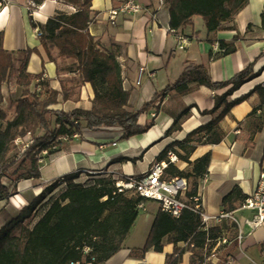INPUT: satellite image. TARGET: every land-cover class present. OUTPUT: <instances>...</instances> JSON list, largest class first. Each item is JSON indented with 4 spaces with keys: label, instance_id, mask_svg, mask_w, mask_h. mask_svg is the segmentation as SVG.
Instances as JSON below:
<instances>
[{
    "label": "crops",
    "instance_id": "obj_1",
    "mask_svg": "<svg viewBox=\"0 0 264 264\" xmlns=\"http://www.w3.org/2000/svg\"><path fill=\"white\" fill-rule=\"evenodd\" d=\"M126 1L93 0L89 32L100 40L104 48L119 52L123 87L130 93V111H138L158 92L175 82L187 63L205 65L215 82H226L252 65L255 77L237 90L230 101L247 96L257 86L264 87V0H249L233 19L224 24L223 30L212 33H208L204 20L197 16L191 24L171 32L169 7L165 0H133L140 4L141 11L119 15L113 22L110 12ZM74 9L75 6L62 0H46L40 6H34L31 0H0V32L4 33V48L11 53L37 49L39 53L31 55L27 72L42 75L58 92L62 91L61 82L66 85L68 99L64 100L60 94L58 103L51 107L55 111L91 110L94 90L91 84L81 82L77 72L68 70L74 66V60L59 57L55 47L44 49L31 17L41 28L50 18L58 14L71 15L75 13ZM179 35L189 39L184 50L178 48ZM220 41L234 44L237 50L223 56ZM22 57L17 56L18 66ZM141 69L143 73L140 75ZM139 78L141 83L138 85ZM35 84L31 90L35 89ZM230 87L221 91L197 87L184 96L176 91L170 92L159 111L151 108L140 116V126L154 122L149 131L128 140L121 139L123 133L119 128L95 132L83 130L81 135H76L49 157L47 165L40 168V179L20 181L13 197L0 200V228L10 218L17 217L23 207L37 199L61 176L81 172L78 181L85 182L100 174L117 180L145 172L170 143L184 140L191 132L209 123L213 116L204 112L211 111L216 96L223 95ZM23 91L24 88L14 82L3 85L2 108L8 120L14 117V109L8 108V102L18 100ZM185 110H188L189 116L183 119L182 130L167 135ZM218 131L223 136L219 144L197 146L187 160L179 158L175 166L179 175L188 179L187 175L193 174L196 163L210 156L208 166L202 168L204 173L198 179V193L204 211L210 216L225 212L222 201L235 189L246 196L253 192L264 171V105L261 106L259 96L249 95L233 107L219 123ZM156 149L159 151L155 152ZM205 175H208L207 182L200 185ZM63 188V184L58 185L43 203L57 196ZM239 207L233 211L236 222L224 220L221 225L210 222L209 228L228 230L231 239L226 248L212 247L208 251L205 260L211 259L210 264H226L228 258L233 259L232 264L264 263V224L250 229L245 220L251 219L253 213ZM159 210L157 202L145 201L144 209L139 211L119 252L102 264H166L167 256L174 253L175 247L184 250L180 264H191L192 252L185 242L175 245L165 238L162 252L154 249L143 251ZM239 229L244 233L242 250L237 241ZM202 249L206 250V245ZM244 259L247 261L244 262Z\"/></svg>",
    "mask_w": 264,
    "mask_h": 264
},
{
    "label": "trees",
    "instance_id": "obj_2",
    "mask_svg": "<svg viewBox=\"0 0 264 264\" xmlns=\"http://www.w3.org/2000/svg\"><path fill=\"white\" fill-rule=\"evenodd\" d=\"M34 6L46 0H31ZM76 7V12L58 14L41 27V43L45 50L49 46L59 51V57L75 61L69 71L77 72L82 83H89L94 90L91 110L75 109L71 112L55 111L58 96L68 99L66 85L61 82L62 91L51 88L42 75L27 72L29 59L37 49L11 53L4 48V33L0 32V200H9L17 193V184L22 180L40 179L41 162L59 152L63 146L83 130L90 132L108 128H119L122 140L142 135L149 131L154 122L139 125L140 116L151 108L160 106L170 92L180 96L192 93L197 87L213 91L228 89L217 95L211 111L212 120L191 132L184 140L170 143L158 156L157 161L166 158L173 151L181 160H187L197 146L219 144L223 136L218 131L219 123L231 109L243 102L249 95L257 94L264 105V87L257 86L247 96L230 101L231 96L245 83L255 77L252 65L226 82H215L205 65L187 63L180 77L158 92L151 102L138 111L128 109L130 93L123 87L122 68L117 50H107L100 40L89 32L91 5L93 0H62ZM249 0H165L169 7L170 31L191 24L194 17H201L208 33L221 31L224 24L234 18ZM264 20V17H263ZM31 23L37 24L31 17ZM223 56L234 53V44L219 42ZM120 50V47L117 46ZM23 55L17 65V56ZM60 75V69L58 70ZM14 82L24 88L22 96L8 102L14 109V117L8 120L2 108L5 83ZM36 83V84H35ZM35 84V89L30 88ZM256 112V109L253 113ZM189 116L185 110L167 132L170 135L182 130L183 119ZM53 119L54 124H53ZM26 136L29 140L25 141ZM20 139V141H18ZM27 145V147H25ZM210 156L200 159L193 174L187 175L190 189L187 200L198 193V179L204 173ZM205 171V170H204ZM172 167L169 176L179 175ZM81 172L64 177L65 185L56 181L44 189L37 199L22 208L17 217L10 218L0 228V264H71L84 263L95 258L94 264H102L115 255L135 223L139 211L137 206L143 198L119 194L113 176L98 175L97 178L79 182ZM124 179V178H123ZM64 188L57 196L43 201L58 185ZM246 195L235 189L223 201L224 211H235L246 199ZM221 233L219 228L205 231L200 215L185 210L179 218L159 210L143 251L154 249L162 252L163 240L177 245L185 242L192 252L191 264L205 261L208 251L215 247V240ZM206 245L207 251L202 249ZM89 252L86 253L85 249ZM184 250L175 247L167 256L166 264H180Z\"/></svg>",
    "mask_w": 264,
    "mask_h": 264
},
{
    "label": "built area",
    "instance_id": "obj_3",
    "mask_svg": "<svg viewBox=\"0 0 264 264\" xmlns=\"http://www.w3.org/2000/svg\"><path fill=\"white\" fill-rule=\"evenodd\" d=\"M139 3L133 0H127L119 8L110 12V17L113 22L119 15L137 14L141 11ZM76 12V9L73 10ZM36 33L40 37L42 32L39 27L36 28ZM178 48L184 50L189 42V39L183 35L178 36ZM143 73L141 69L140 75ZM140 78L138 85L140 84ZM155 116V115H154ZM20 141V139L18 140ZM27 147V145L25 146ZM180 159L176 153L170 151L162 161L153 162L150 167L143 173L137 175L118 178L116 182V190L119 194H124L129 197L143 198L145 201H154L160 205V209L173 216L179 218L185 210H191L200 215L203 228L209 230L210 222H215L221 225L224 220L236 222L234 213L222 212L219 216H210L204 211L202 199L199 193L187 200V193L191 187L189 180L186 177L176 175L169 176L168 170L175 167ZM65 176H61L53 182L59 181L65 185ZM208 175L203 176L201 184L207 182ZM52 182V183H53ZM132 194V195H130ZM144 201V202H145ZM144 202L137 206V210L144 209ZM240 210L250 211L253 213L251 219H246L245 224L252 230L264 224V171L259 176V181L256 188L251 192L246 199L240 204ZM244 233L239 229L237 241L240 249H243ZM231 244L229 231L222 229L220 235L215 240L216 249L226 248ZM88 253L89 249L86 248ZM264 256V248L262 250ZM95 258L84 263L76 264H94ZM211 259H206L201 264H210ZM233 259L228 258L226 264H232ZM75 264V263H71ZM264 264V263H262Z\"/></svg>",
    "mask_w": 264,
    "mask_h": 264
},
{
    "label": "rangeland",
    "instance_id": "obj_4",
    "mask_svg": "<svg viewBox=\"0 0 264 264\" xmlns=\"http://www.w3.org/2000/svg\"><path fill=\"white\" fill-rule=\"evenodd\" d=\"M24 140L28 141L29 140V136H26V138ZM48 161H49V158H44L42 160V162H41V167H45L47 165ZM138 165L141 166L139 163H138ZM130 195H132V194H130ZM248 255H252V253H249ZM243 261L245 262V261H247V259H244Z\"/></svg>",
    "mask_w": 264,
    "mask_h": 264
},
{
    "label": "bare ground",
    "instance_id": "obj_5",
    "mask_svg": "<svg viewBox=\"0 0 264 264\" xmlns=\"http://www.w3.org/2000/svg\"><path fill=\"white\" fill-rule=\"evenodd\" d=\"M153 138H154V136H153V137H151L150 139H153ZM149 141H150V140H149ZM157 151H159V149H156V150H155V152H157Z\"/></svg>",
    "mask_w": 264,
    "mask_h": 264
}]
</instances>
